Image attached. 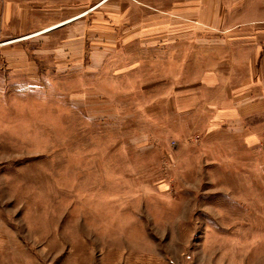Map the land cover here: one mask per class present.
<instances>
[{"label":"rangeland","instance_id":"rangeland-1","mask_svg":"<svg viewBox=\"0 0 264 264\" xmlns=\"http://www.w3.org/2000/svg\"><path fill=\"white\" fill-rule=\"evenodd\" d=\"M69 2L25 3L88 11L20 43L35 77L0 45V264H264V106H220L264 94V0Z\"/></svg>","mask_w":264,"mask_h":264},{"label":"crops","instance_id":"crops-1","mask_svg":"<svg viewBox=\"0 0 264 264\" xmlns=\"http://www.w3.org/2000/svg\"><path fill=\"white\" fill-rule=\"evenodd\" d=\"M28 0H0V38L1 37H10L11 39H4V41L1 42V46H13L12 49H9L10 52V56L12 57L11 61L14 62L15 67H20L24 69V66H29L31 67V71H29L28 73L32 75V77H35V74H37V69L35 68V62L30 60V58L28 57V55L25 53L24 51V46H20V43L24 42V41H30L32 43H40L39 38H37L39 35L41 34H46L49 33L59 27H63L65 25H68L69 23H71L72 21H75L77 19H81L84 15H82L81 17L79 16L78 18H74L71 21L66 22L65 24L51 30L48 32H44L41 34H37V35H33L37 32H39V30H34L38 29L40 26V21H39V16L38 14H36L35 17L32 16L31 20L29 21V19L27 18V16L25 15L24 11H27V6L29 5H33L35 4V2L39 3L40 0H29V2H25ZM25 3H27V6H25ZM70 3H73L72 0H70ZM179 7L178 5H175V9L178 10ZM130 11L136 9V7L133 5L132 8L129 7L128 8ZM38 10V9H36ZM81 14V13H80ZM68 20V19H67ZM66 21V20H65ZM16 23V27L20 28V29H16V33L11 36L9 35L8 29L11 26V24ZM167 23V22H166ZM26 26H29L32 28V30L27 31V32H23L24 28ZM164 24H160V27L162 28ZM52 26V25H51ZM20 31L19 33H17V31ZM163 32V33H162ZM33 35V36H30ZM81 35V34H80ZM24 36H30L29 38L23 39ZM36 38V40H34ZM131 38L133 39L131 42L136 43V44H141V43H149V42H159V43H163L165 44V49L160 50V57L162 59L167 60L171 54H169V45L171 47V51L174 52L173 50H175V57L178 58V54L183 52V48H184V42H182V36L178 37V36H173V35H169L167 31H161V33L159 34L158 37L155 36H151V35H134L131 36ZM81 40H82V35H81ZM189 43V42H187ZM194 46V45H192ZM197 47V46H196ZM216 49V48H215ZM214 49V50H215ZM146 49L143 50V52ZM170 51V52H171ZM8 54V53H7ZM183 58V57H181ZM216 62V61H215ZM218 62L215 63V65ZM196 65L199 66V62H196ZM179 66H184L183 62H179ZM80 68V66H78L75 69ZM34 69V70H33ZM218 72H216L217 74ZM22 74V72H21ZM214 75L213 77V81L209 87L210 90H218L220 91V89H218V87L216 86V84H218L219 78H216V76L219 75V73L217 75ZM219 81V82H218ZM238 92V90H236ZM253 95L256 96H252L250 99L251 101H248L249 96L245 95V96H237L234 97L233 93L231 95L226 94V99L228 100V102L226 103H221L220 106H226L227 108L229 107H233L235 114L239 111H242L244 113H247L249 110L251 109H257L260 110V108H263L264 106V94L260 93V92H254ZM209 106V105H208ZM219 106V105H216ZM216 108V107H215ZM238 108V110H237ZM219 116H221V114H217L215 115V117L217 118V120H222V117L220 118ZM230 116V115H229Z\"/></svg>","mask_w":264,"mask_h":264},{"label":"bare ground","instance_id":"bare-ground-1","mask_svg":"<svg viewBox=\"0 0 264 264\" xmlns=\"http://www.w3.org/2000/svg\"><path fill=\"white\" fill-rule=\"evenodd\" d=\"M87 12H88V11H87ZM85 13H86V12H83V13H81V14H78V15H76L75 17L66 20L65 22H62V23H60V24H56V25L51 26V27H48V28H45V29H43L42 31H40L39 33H36V34H33V35H37V34H41V33L48 32V31H50V30H53V29H55V28H57V27H59V26L65 24L66 22L73 20L74 18H78L79 16L81 17V16L84 15ZM33 35H31V36H33ZM25 38H26V37H25Z\"/></svg>","mask_w":264,"mask_h":264}]
</instances>
